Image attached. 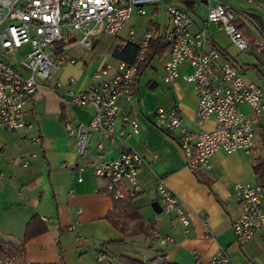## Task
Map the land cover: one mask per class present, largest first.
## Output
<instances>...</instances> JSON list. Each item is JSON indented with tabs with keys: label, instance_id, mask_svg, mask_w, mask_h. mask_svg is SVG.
Here are the masks:
<instances>
[{
	"label": "crops",
	"instance_id": "crops-1",
	"mask_svg": "<svg viewBox=\"0 0 264 264\" xmlns=\"http://www.w3.org/2000/svg\"><path fill=\"white\" fill-rule=\"evenodd\" d=\"M221 1L237 11L235 24L245 38L251 43L264 39V0ZM175 2L176 5H170L185 9L192 18V30L202 28L207 15L203 2L195 0L192 8L180 0ZM152 25L155 29L165 27ZM217 31L222 30L208 24L212 45L264 94V58L252 49L239 51L224 31L230 44L223 43ZM143 32L137 38L135 33L133 43L141 40ZM106 37L112 36L93 38L90 57L83 53L81 60L66 63L42 81L33 101L25 107V120L33 123L31 129L15 132L0 129V251L12 252L20 260L47 263L60 258L63 264H131L130 260L146 262L163 254L174 264H207L222 248L235 264H264L261 240L264 229L242 245L235 241L232 230V222L240 211L232 191L233 184L241 182L264 187V182L261 183L253 171V156L241 150L216 151L211 156L210 166L198 171L207 181L202 182L185 166L177 141L179 134H166L157 126L155 110L159 107H176L183 125L195 131L214 126L212 118L200 126L196 124V93L192 83L185 80L191 72L189 65L180 66L179 76L174 81H163L161 69L168 58L167 50L155 56L137 75L132 102L127 103L120 96L118 105L121 110L129 111L140 125L138 134L125 137L127 146L147 162L140 172L141 191L132 199V207L151 232L156 230L169 235L172 242L160 245L153 236H144L137 231L136 219L124 217L117 209L115 199L99 194L103 183L93 175V168L101 160L118 157L120 149L91 131L85 153L76 154L74 140L67 136L64 122L87 123L92 110L71 104L63 99L61 92L83 89L94 70L103 63L115 64L117 59L112 51L124 44L128 32L126 38L118 35L108 41ZM78 39L79 33L71 32L61 54L65 55L67 46L77 44ZM154 60L158 66L151 65ZM150 66L157 78L144 80V71ZM239 108L245 115H252L248 105L241 104ZM115 126L118 130L122 128L119 119ZM254 132L256 156L264 162V118H258ZM35 137L39 141H32ZM99 142L103 144L102 151L97 150ZM23 161L28 165L24 167ZM78 177L82 180L78 181ZM159 177L186 210L190 221L186 233L172 212L162 208V212L156 213L150 205L158 201ZM262 207L264 210V194ZM31 220L34 222L30 236L24 239Z\"/></svg>",
	"mask_w": 264,
	"mask_h": 264
},
{
	"label": "built area",
	"instance_id": "built-area-1",
	"mask_svg": "<svg viewBox=\"0 0 264 264\" xmlns=\"http://www.w3.org/2000/svg\"><path fill=\"white\" fill-rule=\"evenodd\" d=\"M196 1L205 4L207 15L202 28L194 31L187 11L170 4L164 8L167 25L155 29L152 23L162 0H0V129L15 132L33 127L32 122L25 120V107L33 101L44 79L66 63L75 62L74 58L67 60L61 54L71 32L79 33L77 44L88 49L98 35L118 36L134 12L139 16L147 15L145 6L152 5L154 10L143 36L136 42L138 53L133 63L118 59L114 65L103 63L93 71L86 87L61 92L63 99L71 104L92 110L87 123L64 122L67 136L74 140L76 154L85 153L91 131L120 149L118 157L101 160L93 168V175L103 183L99 194L126 200L135 198L141 191L140 172L147 162L127 146L125 138L138 134L140 125L129 111L120 109L118 98L123 96L127 103L132 102L138 64L143 61L150 40L156 37H162L167 44L168 58L161 69L163 81H174L179 76L180 66L189 65L191 72L185 80L192 83L196 93V124L200 126L209 118L214 123L209 130L195 131L183 125L176 107L155 110L158 128L169 135L179 134L177 141L188 170L196 173L209 167L211 156L219 150L225 153L241 150L256 156L254 128L258 118H264L263 91L246 80L238 66L212 45L207 26L212 23L224 31L239 51L252 49L263 58L264 39L251 43L245 38L235 24L237 11L221 0ZM134 36V30L129 29L126 41L134 42ZM24 46L30 47L26 56L18 64L10 63L7 53ZM54 90L59 92L57 88ZM241 104L248 105L251 116L241 112ZM118 119L122 123L120 130L115 126ZM32 141L37 142L39 138H32ZM97 150H103L102 142L97 144ZM22 165L25 167L28 162L23 161ZM81 180L78 177V181ZM156 188L159 204L173 213L186 233L190 221L179 198L162 177L158 178ZM232 191L240 208L232 222V230L235 241L242 245L264 229V187L236 182ZM153 238L160 245L172 242L169 235L156 230ZM261 240L264 245V235ZM0 264L63 263L60 258L52 263L20 260L12 252L0 251ZM207 264L235 262L227 251L219 248Z\"/></svg>",
	"mask_w": 264,
	"mask_h": 264
},
{
	"label": "trees",
	"instance_id": "trees-1",
	"mask_svg": "<svg viewBox=\"0 0 264 264\" xmlns=\"http://www.w3.org/2000/svg\"><path fill=\"white\" fill-rule=\"evenodd\" d=\"M187 7L192 8L195 3V0H180ZM167 50V44L163 40L162 37H156L150 40L148 44V50L145 53L144 59L142 62L138 64V72L137 75H140L142 71L149 65L152 59L155 56H161ZM138 53V46L136 43L124 41L122 46H116L112 51V56L118 60H123L128 63H133L135 57ZM253 171L259 177L261 183L264 182V162L258 157L253 156ZM198 179L202 182H207L203 177L199 175L198 172L195 173ZM132 199L120 200L115 199V206L118 210L122 211L124 217H129L131 219H136V227L137 231L142 233L144 236H153V232L147 228L143 221L140 219L139 215L136 213L135 208L132 207L131 204ZM33 220H31L26 227L25 237L27 239L30 236V227L33 224ZM113 224L118 227V224L113 222ZM131 264H174L165 259L163 254H159L156 257L146 261L141 262L138 260H130Z\"/></svg>",
	"mask_w": 264,
	"mask_h": 264
},
{
	"label": "rangeland",
	"instance_id": "rangeland-1",
	"mask_svg": "<svg viewBox=\"0 0 264 264\" xmlns=\"http://www.w3.org/2000/svg\"><path fill=\"white\" fill-rule=\"evenodd\" d=\"M176 0H162L161 5L158 7L157 13L154 16V23L155 25L158 24L161 27L162 26H166L168 23V17L165 13V5L167 4H175L176 5ZM145 9L147 11V15H143V16H139L137 13H133L132 16L130 17V19L126 22V24L124 25V27L121 29V31L119 32V36L127 37V32L129 27H133L136 33V38L137 36L139 37L141 32L144 30V28L146 27V25L148 24V19L150 17V14L153 11V6L152 5H146ZM216 35H218L219 39H221V41L223 43H229L230 41L228 39V37L226 36V34L223 31H217ZM108 41H112L114 40V38H110V37H106ZM94 41V40H93ZM93 48V47H92ZM92 48H82L80 47L78 44L74 43V44H70L67 46L66 51H65V59H70V58H75L78 60H81V55L83 53H87L90 57L91 54H93ZM30 51V47L28 46H24L20 49H18L15 52H9L7 53V57L10 61V63L12 64H18V62L20 61L21 58H23L24 56H26V54ZM240 56H242L240 54ZM153 67L158 66V62L157 60H154L151 64ZM150 66L148 67L145 71H144V75H143V79L146 80L149 77H155L156 76V72L154 71L153 67ZM168 86V85H166Z\"/></svg>",
	"mask_w": 264,
	"mask_h": 264
},
{
	"label": "water",
	"instance_id": "water-1",
	"mask_svg": "<svg viewBox=\"0 0 264 264\" xmlns=\"http://www.w3.org/2000/svg\"><path fill=\"white\" fill-rule=\"evenodd\" d=\"M150 205H151L152 209L154 210V212H156V213L162 212V207L160 206L158 201H152Z\"/></svg>",
	"mask_w": 264,
	"mask_h": 264
}]
</instances>
